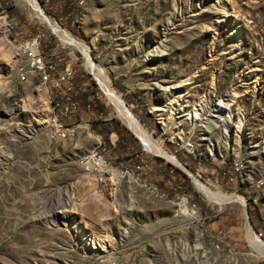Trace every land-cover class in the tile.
<instances>
[{
    "label": "rangeland",
    "instance_id": "rangeland-1",
    "mask_svg": "<svg viewBox=\"0 0 264 264\" xmlns=\"http://www.w3.org/2000/svg\"><path fill=\"white\" fill-rule=\"evenodd\" d=\"M34 1L42 14L25 0H0V264H264V0H86L73 16ZM37 34L44 60L69 63L88 100L124 126L101 71L180 166L140 144L141 161L118 156L129 174L86 173L78 159L99 150L93 123L52 141L50 81L15 79L19 44ZM220 101L232 119L226 130L210 119ZM187 111L198 112L192 123ZM186 139L190 154L178 149ZM225 164L244 165L233 183L211 170ZM171 168L190 190L177 187L183 179ZM190 175L244 205L208 200ZM183 196L198 207L190 216L179 212Z\"/></svg>",
    "mask_w": 264,
    "mask_h": 264
},
{
    "label": "built area",
    "instance_id": "built-area-1",
    "mask_svg": "<svg viewBox=\"0 0 264 264\" xmlns=\"http://www.w3.org/2000/svg\"><path fill=\"white\" fill-rule=\"evenodd\" d=\"M75 7L83 5L86 0H72ZM44 5L47 0H43ZM1 13V9H0ZM40 36L34 35L19 45L22 47V62L14 71L15 79L18 83L19 76H26L27 74H43L48 76L51 86L54 92V103L57 105V115L55 119L54 135L70 134V127L73 124L81 122L79 117L76 122H69L71 116L77 113H87L91 107L89 103L81 104L78 99H70L69 95L73 91V75L69 63L64 62L58 55H51L50 61L44 60V55L39 51V38ZM75 94V93H74ZM182 148L185 152L191 153L189 149V139L185 140V144L178 149ZM86 169H93L98 171L105 166H111L109 159L104 154L103 150H98L94 157H90L88 160H84ZM141 161V158L139 159ZM218 166V167H217ZM214 166L211 170L215 171L222 178L226 180V183H232L233 177L236 174V167H229L225 165ZM139 167V166H138ZM227 167V168H226ZM117 169V168H116ZM119 173L124 172L117 169ZM263 185V181L260 185H256L253 188H260ZM180 205L179 212L181 215H189L197 210L196 203L188 201L186 197H177ZM255 203V200H253ZM217 234H221V231H217ZM260 236V233H257ZM214 243L220 244L218 241Z\"/></svg>",
    "mask_w": 264,
    "mask_h": 264
},
{
    "label": "bare ground",
    "instance_id": "bare-ground-1",
    "mask_svg": "<svg viewBox=\"0 0 264 264\" xmlns=\"http://www.w3.org/2000/svg\"><path fill=\"white\" fill-rule=\"evenodd\" d=\"M28 4L32 5L33 8L38 9V12L40 14H42L40 8L38 7V4L34 1V0H25ZM84 5V4H83ZM83 5H79L78 7H82ZM64 39H66V41H68L69 43H71L76 49H78L80 52H82L84 54V56H87V50L79 45L77 42H75L73 39L71 38H66L64 37ZM21 47V46H20ZM21 51H22V47H21ZM37 78H41L44 83H47L49 80L48 76L43 75V74H27L26 76H19V82L22 84H28L32 81H34ZM96 78L97 81L101 87V89L105 92L107 98L109 99V101L112 103V105L114 106L115 112L117 114L118 117H120L122 119V121L130 128H128L127 126H125L127 129H129L131 132H135L137 134V136L140 138V141L142 145H144L145 149L151 153H154L156 155H159L163 158H165L166 160L170 161V163H172L175 166H180L177 159L169 154L166 150H164L161 145L154 139V137L149 134V132L144 129L140 123L133 117V115L129 112V110L126 108V106L124 105V103L122 102L121 98L113 91V89L111 88L109 82L107 81V79L104 77L103 73L101 71H98L96 74ZM53 88V87H52ZM51 108H52V117H51V122H50V131H49V138L52 141H57V140H62V139H66L69 136H72L74 134L75 129L77 128L78 124L76 126L70 127V134H59L57 136L54 135V130H55V119H56V115L57 113H55L57 111V105L54 103V100H52L51 102ZM219 107L215 106V108L211 111L214 112V114L211 116V120L213 122H217L218 127H223L226 128L228 127L227 125H224L226 123V121H229L231 118L230 116H227L224 114V112L219 111L221 109V107L223 106L222 101L219 102V104H217ZM196 111V110H194ZM154 112L156 114H158V116H163V112L164 110L159 108L154 110ZM178 114V113H176ZM198 112H192L189 113L188 111L186 112V114L184 116H186V120H188L187 122L195 120L198 116H197ZM171 115H175L174 114V109L172 108L171 111ZM179 116V115H178ZM183 116V115H181ZM175 117V116H174ZM164 120V118H162ZM218 119V120H217ZM232 120V119H231ZM165 124V123H163ZM243 125L240 123L239 125H235V129L236 132H239L240 130H242ZM224 130V131H225ZM228 130V129H227ZM179 134V133H178ZM177 134V135H178ZM136 136V135H135ZM136 136V137H137ZM180 136V135H179ZM179 136H176V140L179 141L181 138ZM137 137V138H138ZM185 144V142H180L178 147H181ZM259 144V143H258ZM189 149L192 153V150L194 149L193 144L189 141ZM216 148H212L210 150L211 153L215 152ZM95 153H97L96 150L91 151V152H86L84 154H82L79 159L78 162L80 164V167L86 172V173H91L93 175L99 176V177H103L107 172H109V168H113L112 166H105L101 169H99L98 171H95L93 169H86V164L84 160H88L90 157H94ZM232 167H236V174L233 177L232 183L235 181L234 179H237L238 176H240V174L242 173V169L244 168V165H233ZM116 169V168H115ZM117 170V169H116ZM121 174H129L127 170H125L124 172L119 173ZM107 176V174H106ZM109 176V175H108ZM124 176V175H123ZM191 176V175H190ZM196 187H198V189L201 191V193L208 199V200H216L218 202H221V204L224 203H234V202H239V204L241 203L242 205L243 202H241L240 200L236 199V198H225L223 195H221L220 192H214L211 189H209V187H207L204 183L200 182V180H198L195 177H192ZM101 180V179H99ZM115 180L114 176H112L111 181ZM102 181V180H101ZM116 183V180H115ZM260 183L256 184V185H260ZM228 196V195H227ZM229 197V196H228ZM219 204V203H218ZM130 206V205H129ZM241 206V205H240ZM177 216V215H176ZM128 229H125L124 235L127 233ZM253 235V234H252ZM256 238V237H255ZM257 239V238H256ZM254 240V239H253ZM220 244L218 243H214V249H219Z\"/></svg>",
    "mask_w": 264,
    "mask_h": 264
},
{
    "label": "trees",
    "instance_id": "trees-1",
    "mask_svg": "<svg viewBox=\"0 0 264 264\" xmlns=\"http://www.w3.org/2000/svg\"><path fill=\"white\" fill-rule=\"evenodd\" d=\"M54 3V6L56 9L59 10V12L63 15L72 13V16L74 15L75 10L78 8L73 6L72 0H47V4ZM9 13L14 9L12 5H8L6 3L4 7ZM47 48H42V52H46ZM51 86V83H48ZM73 91L69 95L70 99H78L81 104L89 103L91 109L101 112L103 119L99 121L98 123H93L91 125V129L95 132H98L101 134V137L105 144L109 145L107 142V135L109 132H114L117 136L116 140L114 141V147L113 150L120 152L121 154H124L126 158H129L130 160H133L134 162H138L141 158V154H139L136 158H133V155L136 153L135 150L137 149L138 145L136 143L135 138L132 136V134L125 129L124 126L119 124V122L115 121L112 118H106V113L103 109V105L101 104H95L93 103L92 99L88 100V93L86 90H83L81 87H79V82L76 81V78L73 77ZM75 93V94H74ZM94 104V105H93ZM171 152L176 153V145L170 144ZM150 159V157H149ZM155 159V158H154ZM157 159V158H156ZM155 162V161H154ZM175 174H177V177H181L183 181L181 183H177V187L185 186L187 190H190V187L186 181L185 176L178 171V169L171 168ZM157 188L160 192H162L165 189V185L161 182L157 184Z\"/></svg>",
    "mask_w": 264,
    "mask_h": 264
},
{
    "label": "crops",
    "instance_id": "crops-1",
    "mask_svg": "<svg viewBox=\"0 0 264 264\" xmlns=\"http://www.w3.org/2000/svg\"><path fill=\"white\" fill-rule=\"evenodd\" d=\"M51 88H52V86H51ZM53 90V89H52ZM81 118V122L84 124V125H87V122L88 123H98L99 121H101L102 119H103V116H102V113L101 112H98V111H93V109H90V111L89 112H87V113H85V114H83V113H77V114H75V115H73V116H71L70 117V119H69V122H76L77 121V119L78 118ZM106 118H110L109 116H107V114H106ZM122 121V120H121ZM81 122H79V124H78V126L77 127H79L80 126V124H81ZM86 122V123H85ZM123 122V121H122ZM123 124H125L124 122H123ZM126 125V124H125ZM124 125V126H125ZM127 126V125H126ZM128 127V126H127ZM126 128V127H125ZM129 128V127H128ZM130 129V128H129ZM129 129H127L131 134H132V136L135 138V140H136V143H137V145H138V147H137V149L135 150V154L133 155V158L135 157H137L139 154H138V152H139V149H140V144H141V140H140V138L137 136V134L134 132H131ZM92 133H94V140H95V146H94V148H98L99 150H103V151H109L110 149L112 150L111 151V153L113 154L112 155V159L113 160H117V165H115V166H112V167H115V168H118L119 166H121V162H120V160H118V156L120 155V156H122V158H124L125 156H124V154H121L120 152H117V151H114L113 150V147H114V141L116 140V138H117V136H116V134L114 133V132H109L108 133V135H107V142H108V144L109 145H107V144H105V142L103 141V139H102V137H101V134L100 133H98V132H95V131H93L92 129L90 130ZM89 131V132H90ZM75 132V131H74ZM138 137H136V136ZM141 141H139V140ZM143 144V143H142ZM141 144V145H142ZM142 147H144V145H142ZM145 149V148H144ZM96 150V149H95ZM146 150V149H145ZM92 151H94V150H92ZM97 151V150H96ZM121 158V157H120ZM129 159V158H128ZM111 161V163L112 162H114V161ZM109 172L107 173V177H108V174L109 173H115L113 170H111L110 168H109V170H108ZM113 174H110L111 176V178H112V176H114ZM116 180V179H115ZM134 181H136V179H134ZM152 191L151 192H153V193H155V194H157V190H156V187H155V185L154 186H152L151 188H150ZM128 197L129 198H131V195H130V193H129V195H128Z\"/></svg>",
    "mask_w": 264,
    "mask_h": 264
}]
</instances>
